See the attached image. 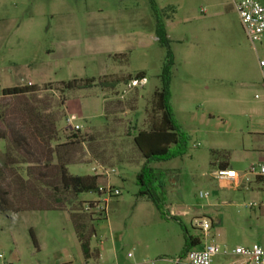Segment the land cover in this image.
<instances>
[{
  "label": "rangeland",
  "instance_id": "rangeland-1",
  "mask_svg": "<svg viewBox=\"0 0 264 264\" xmlns=\"http://www.w3.org/2000/svg\"><path fill=\"white\" fill-rule=\"evenodd\" d=\"M237 1L155 0L169 38L166 46L157 38L150 0H0V105L7 106L6 120L20 126L31 117L26 109L35 108L33 120L47 126L54 121L60 130L79 125L87 134L68 171L91 175L102 166L110 175H103L100 186L120 190L108 202L107 219L92 221V245L110 264H178L190 238L199 241L193 249L211 242L229 253L264 243V183L228 187L213 176L214 161L225 151L229 166L240 173L264 159V153L253 152L264 147V138L252 140L251 135L264 131V35L254 48L235 9ZM169 51L170 104L187 146L184 155L151 163L166 172L168 216L163 217L139 194L137 173L145 158L133 137L160 118L153 93L161 87ZM138 72L146 78L128 80ZM92 77L97 81L89 87L60 89L61 82ZM27 83L38 91L1 97L3 88ZM6 147L0 139V188L9 190L17 204V176L13 161L4 157ZM46 147L36 129L30 134L34 154L19 150V155L36 160ZM46 160L43 155L38 166ZM20 166L23 172L26 165ZM47 193L39 189V196ZM72 197L64 211L0 213V264H82L75 224L82 216L89 218L81 202L100 196ZM202 219L211 223L207 236L195 225ZM230 260L219 254L213 264Z\"/></svg>",
  "mask_w": 264,
  "mask_h": 264
},
{
  "label": "trees",
  "instance_id": "trees-1",
  "mask_svg": "<svg viewBox=\"0 0 264 264\" xmlns=\"http://www.w3.org/2000/svg\"><path fill=\"white\" fill-rule=\"evenodd\" d=\"M150 3L157 19V38L159 42L169 46V38L167 36L164 22L159 19L155 0H150ZM172 65L173 57L169 51L168 58L160 76L161 87L156 89L153 93L155 105L161 113L159 120L157 122H152L149 129L138 130L133 137L135 145L145 158L143 166L137 173V184L140 187L139 194L147 196L148 199L155 204L163 217L168 216L164 211V185L162 182L166 172L151 167V163L166 161L184 155L187 146V138L178 126L170 104ZM127 77L128 80L131 81L143 80L146 78L145 72H138L134 77L131 75H128ZM96 81L97 79L95 77L86 79L74 78L68 82H61L63 87L60 89L64 93L66 90L89 87ZM106 82L107 81L101 83ZM112 82L119 81L112 80ZM37 91L38 86L36 84L27 83L24 85L3 88L2 97H20ZM64 101L65 100L60 102L61 105L64 104ZM6 107L7 106L0 105V139L7 141L4 157L6 160L11 159L13 161L11 165L13 167L15 166V174L17 176L16 189H18V192L20 193V200H16L17 204H12L10 191L0 188V213H7L9 211L24 212L32 209L64 211L66 210L68 200L71 199V196H74V198L72 197L73 201L75 199L77 201L78 195L84 192L101 194L99 180L103 177L102 175L91 174L79 176L73 175L68 171L69 165L77 163L75 160L77 149L81 148V146L87 142V134L82 133L80 129H74L71 127L64 130L57 129L56 122L54 121H50V125L47 126L44 122H40L39 119L33 120V116L38 115L35 108L29 110L26 109V112L31 117L20 126H16L6 120ZM36 129L39 136L42 137L47 145L43 154L47 160L42 166L38 165L41 164V161L39 160L43 158V155L37 156L36 160L31 161H28L27 157L21 154L19 155V150L25 151L29 157L34 154L33 152H30L29 149L30 134ZM62 137L65 138L63 142L59 140ZM53 141L55 142V145L51 146V142ZM227 159L228 154L224 152L223 159H215V167L217 166L220 169H227ZM16 160L18 163H16ZM30 163H35L36 166H29ZM16 164H19V166L21 165L20 167L26 165L22 170L23 172H20L19 169L16 168ZM254 181L264 183V177H259ZM41 188L48 191L46 197L39 196V189ZM26 192L27 195H25ZM93 202L94 201L81 202L84 204L83 211L89 216V218L87 219L86 216H82L81 221L75 224L81 250L86 259L99 258V249L91 247L92 238L96 234L92 221L107 219V214H105V212L94 214V212L86 209L88 205L93 206ZM77 205L78 207L81 206V204ZM74 211L77 212V210ZM93 217L96 218L94 219ZM172 218L178 220L175 216ZM198 242V239L190 238L186 243L182 257H184L187 251L191 249L192 245Z\"/></svg>",
  "mask_w": 264,
  "mask_h": 264
},
{
  "label": "built area",
  "instance_id": "built-area-1",
  "mask_svg": "<svg viewBox=\"0 0 264 264\" xmlns=\"http://www.w3.org/2000/svg\"><path fill=\"white\" fill-rule=\"evenodd\" d=\"M234 6L246 37L252 46L256 48V44L261 41V38L264 35L263 4L259 0H241L234 2ZM261 66L264 67V61H261ZM134 82L137 83L138 80H134ZM70 125L74 129H80L79 125ZM111 171L115 172L114 169ZM93 172V174L102 176L110 175L107 168L102 166H95ZM213 176L221 184H228L227 186L229 187L235 185L239 186L241 183L249 184L252 180L264 177V161L252 162L247 169L241 173L230 168H219L213 172ZM100 192V199L94 201L93 206L88 205L86 209L94 212V214H101V212L107 214L108 202L113 197L120 195V190L111 185H107L101 186ZM254 205L255 204H250V206ZM195 225L205 233V236H207L206 234L211 227V223L207 219H202L200 221L196 220ZM219 254L231 256V260L226 264H264V243L254 244L251 247H236L229 253L226 249L222 250L218 244L206 242L198 249H189L184 257L176 260V263L179 264L181 260H184L185 264H213L214 257ZM129 256H131V253H129Z\"/></svg>",
  "mask_w": 264,
  "mask_h": 264
},
{
  "label": "crops",
  "instance_id": "crops-1",
  "mask_svg": "<svg viewBox=\"0 0 264 264\" xmlns=\"http://www.w3.org/2000/svg\"><path fill=\"white\" fill-rule=\"evenodd\" d=\"M31 84V83H30ZM13 87V86H12ZM2 97V96H1ZM251 135H253V138H252V140H254V139H263L264 138V131L262 132V131H253L252 133H251ZM227 154H228V168H230V169H233V168H231L230 166H229V158H230V153L228 152V151H225ZM247 154L249 153V151L248 150H246L245 151ZM255 154L256 153H259V152H262V153H264V147H260L259 149H256L255 148V151H253ZM264 159H261V161H263ZM216 169H219V167H217L216 166ZM233 170H235V169H233ZM238 172V171H237ZM222 186H227L228 184H221ZM229 187V186H228ZM230 187H234V186H230ZM235 187H238L237 185H235ZM77 241H78V245H79V247H80V253H81V259H82V264L83 263H87V264H89V263H91V264H110L109 262H108V260H106V258H104V256H103V254H102V252H101V250H100V248H98L97 246H93L92 245V243H91V247L92 248H98L99 249V258L98 259H94V258H91V259H86L85 257H84V255H83V253H82V250H81V246H80V242H79V240H78V237H77ZM115 248H116V246H115ZM64 264H71L70 263V261H64Z\"/></svg>",
  "mask_w": 264,
  "mask_h": 264
}]
</instances>
